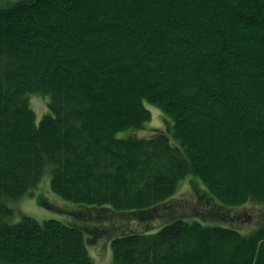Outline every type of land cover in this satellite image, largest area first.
Here are the masks:
<instances>
[{
	"label": "trees",
	"instance_id": "16d2710c",
	"mask_svg": "<svg viewBox=\"0 0 264 264\" xmlns=\"http://www.w3.org/2000/svg\"><path fill=\"white\" fill-rule=\"evenodd\" d=\"M45 181L83 225L18 219ZM244 207L251 229L205 220ZM103 239L112 264H264V0L0 4V264H95Z\"/></svg>",
	"mask_w": 264,
	"mask_h": 264
},
{
	"label": "rangeland",
	"instance_id": "374dc122",
	"mask_svg": "<svg viewBox=\"0 0 264 264\" xmlns=\"http://www.w3.org/2000/svg\"><path fill=\"white\" fill-rule=\"evenodd\" d=\"M18 0H0L1 5H9L13 4L14 2H17ZM41 96L39 94H32L31 96V104L36 110L37 113V120L39 121L43 115L48 112V108L45 106V101L43 98L38 97ZM153 118L149 122V126L162 128L163 120H162V114L158 109H152ZM50 186L47 181L43 182L42 188L37 189L32 194H28L24 197H22L19 200L18 205V219H21L23 215H30L34 218H37L38 220H44L49 218H56L60 219L68 224H74V223H80L84 224L85 220L81 218H75L71 215L64 213L57 209H50L45 207L42 203H40V200L44 198L45 196L51 200L55 205H57L58 208L66 209L67 207H64L66 205H72L71 202H68L67 200H64L59 195H57L53 190H50ZM179 203L177 204L180 211L184 212L187 216H198L200 214V210H198V206L201 204V200L198 199V196L194 190V187L190 185V183L187 181L185 184H183L179 194L178 198L176 199ZM62 205V206H61ZM202 206V205H201ZM210 206L206 205L204 206V211H209ZM250 208L244 207V208H232L230 209L226 215L221 216H213L211 217V213H205L209 214L211 218L215 219H205L209 222H223L227 224H232L234 226H237L242 229H251L254 226V221L256 216L252 214ZM159 218H162L158 221V223L155 225V228L157 226H161L164 224L165 219L163 218V215H161ZM220 218V219H219ZM223 219V220H221ZM123 227L126 230L132 229V227L137 228L138 230H146L144 224L139 222L135 216L125 215L124 219L122 220ZM156 222V221H155ZM147 231V230H146ZM119 233H116V235ZM91 235V234H90ZM93 236V234H92ZM99 240V239H98ZM92 248V245H90ZM94 255H95V264H112L110 262L111 260V253H110V244L107 239L101 240L98 245L94 248Z\"/></svg>",
	"mask_w": 264,
	"mask_h": 264
}]
</instances>
